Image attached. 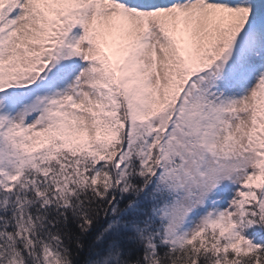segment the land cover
Here are the masks:
<instances>
[{
    "label": "snow or ice",
    "instance_id": "snow-or-ice-1",
    "mask_svg": "<svg viewBox=\"0 0 264 264\" xmlns=\"http://www.w3.org/2000/svg\"><path fill=\"white\" fill-rule=\"evenodd\" d=\"M0 264H264V0H0Z\"/></svg>",
    "mask_w": 264,
    "mask_h": 264
}]
</instances>
